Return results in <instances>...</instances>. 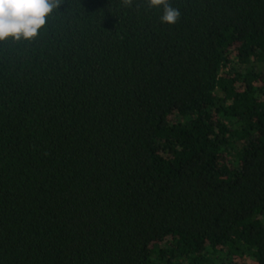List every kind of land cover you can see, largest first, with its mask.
<instances>
[{
  "label": "trees",
  "instance_id": "16d2710c",
  "mask_svg": "<svg viewBox=\"0 0 264 264\" xmlns=\"http://www.w3.org/2000/svg\"><path fill=\"white\" fill-rule=\"evenodd\" d=\"M170 2L0 42V264H264V0Z\"/></svg>",
  "mask_w": 264,
  "mask_h": 264
},
{
  "label": "clouds",
  "instance_id": "9594fccd",
  "mask_svg": "<svg viewBox=\"0 0 264 264\" xmlns=\"http://www.w3.org/2000/svg\"><path fill=\"white\" fill-rule=\"evenodd\" d=\"M147 4L162 7L161 23L175 24L181 17L180 10L173 7L170 0H147ZM59 6L58 0H0V42L37 37Z\"/></svg>",
  "mask_w": 264,
  "mask_h": 264
}]
</instances>
